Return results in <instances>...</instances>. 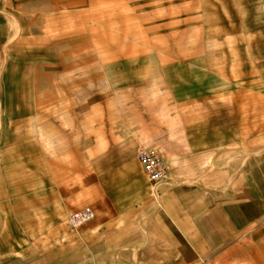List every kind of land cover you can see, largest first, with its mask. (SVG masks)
Wrapping results in <instances>:
<instances>
[{
  "label": "crops",
  "instance_id": "0c3cea01",
  "mask_svg": "<svg viewBox=\"0 0 264 264\" xmlns=\"http://www.w3.org/2000/svg\"><path fill=\"white\" fill-rule=\"evenodd\" d=\"M5 7L7 0L0 7V264H156L191 258L187 244L200 258L262 217L264 39L253 56V85L243 72L237 78L231 75L241 90L231 91V82H221L216 92H210L225 96L221 98L227 102L217 107L212 102L209 116L196 123L195 146L200 151L189 158L183 151L188 141L181 138L178 146L163 138L162 153L157 150L154 120L137 123L135 108H121V114L118 109L114 114L110 108L100 109L98 140L92 141L89 119L78 125L83 135L76 139L74 120L48 118L60 111L68 116L75 111L72 107L40 109L42 101L32 106L35 97L27 90L31 82L21 70L24 64L9 55L19 44L17 36L12 38ZM228 26L211 14L209 28L204 26L201 33L215 37L229 32ZM202 45L195 40L184 48L193 53L209 51L196 65L229 80L228 63ZM114 62L107 68L112 80L134 78L123 75V71L136 72L131 66L123 69L121 60ZM115 65L122 70L113 75ZM43 68L40 62L34 84L41 83ZM208 77L195 71L194 76L182 79L166 78L198 84L199 80L208 82ZM122 91L116 88L115 93ZM171 91L179 93L182 87L172 85ZM84 94L78 91V96ZM203 94L196 91L198 96ZM82 106L85 115L99 109ZM119 115L126 118L119 120ZM145 133L152 143L145 148L157 151L169 167L172 164L168 175L174 186L160 191L157 198L135 158L136 144ZM252 151L256 156H251ZM238 152L243 154L241 159ZM190 197H196L200 206L188 209ZM86 207L94 212V219L73 232L67 216ZM260 256L253 264H264Z\"/></svg>",
  "mask_w": 264,
  "mask_h": 264
},
{
  "label": "rangeland",
  "instance_id": "374dc122",
  "mask_svg": "<svg viewBox=\"0 0 264 264\" xmlns=\"http://www.w3.org/2000/svg\"><path fill=\"white\" fill-rule=\"evenodd\" d=\"M7 2L8 7H5L6 11L3 13L12 31V38L17 36L19 44V49L10 52L9 55L10 58L20 60L24 64L21 70L26 72L27 79L31 82L27 90L36 98L31 101L32 106L35 102L42 101L43 104L38 107L40 109L55 107L75 109L74 113L68 116L67 113L60 111L57 117L48 118H56L59 121H65L66 118L74 120L76 139H81L83 135L78 125L91 121V140H98L100 109L104 111L110 108L113 114L118 109L117 112L121 114V108H135L139 111L136 116L137 123H146L149 118L154 120L156 135L154 139L159 145L157 150L162 153L163 138L171 139L172 144L177 146L178 139L181 138L182 141H188L184 144L183 150L186 156L194 157L197 150L200 151V147L195 146L196 123L209 116L212 102L215 106L218 104L224 106L227 102L225 96L218 97L217 93L212 96L210 92H216L221 82L224 84L231 82L228 84L231 91L241 90L237 80H231V75L237 78L243 72L247 77L250 76L252 85L254 83L253 56L257 55L260 39H264V0H7ZM3 3L4 0H0V7ZM211 14L212 17L219 16L221 20L228 22L231 30L219 33L215 37L202 34L204 26L207 28L210 25ZM195 40L202 41V48L208 50L212 48L217 59L228 63L229 80L221 79L219 75L208 73L209 71L196 65L195 61L209 54V51L204 52L205 54L193 53L184 48L193 45ZM188 55L190 57L185 61ZM117 60L132 63L130 70L136 71L135 75H132L134 78L119 80L110 78L107 68L112 67ZM137 60L143 63L160 61V64L153 65L154 67L149 70L139 71L140 67L137 65H140L141 61L135 64ZM174 60H180L187 65V70H198L203 76L206 74L209 76L206 78L208 82L199 80L196 84L195 80L180 84L176 78L167 79L162 73L165 67L182 65ZM107 61L111 64H106ZM40 62L44 66L42 70L44 76L41 83L34 84L37 80L34 73L38 71ZM32 64H37V67ZM243 66L244 70H241ZM144 67L145 65L142 68ZM121 70L120 66L115 65L111 73L114 75ZM126 72L128 71H123V75ZM172 85H181L182 91L173 93ZM116 88L123 91L117 94ZM78 91L84 92V96H78ZM196 91L205 94L198 96ZM128 95L132 97L131 100L126 99ZM142 103L149 109L143 110ZM200 104H203V109ZM82 105L99 109L85 115L81 112ZM122 118L125 119L126 116L119 115V120ZM147 138L146 133L141 135L142 142L136 144L135 158L139 148L152 144ZM75 144L78 145V142ZM236 154L242 158V152ZM256 154L254 151L251 152V156ZM167 166L170 173L172 164L169 167L167 163ZM173 186L174 181L169 175L163 183L153 188L149 185L155 198L160 197V191ZM196 199L188 198V209L200 206ZM79 229L71 230L77 232ZM191 247L189 244L186 245L191 258L188 257L186 260L172 258L156 261V264H253L259 255L260 258L264 257V214L250 228L236 233L229 242L219 244L218 250L213 253H203L204 255L199 258Z\"/></svg>",
  "mask_w": 264,
  "mask_h": 264
},
{
  "label": "built area",
  "instance_id": "2783aa9c",
  "mask_svg": "<svg viewBox=\"0 0 264 264\" xmlns=\"http://www.w3.org/2000/svg\"><path fill=\"white\" fill-rule=\"evenodd\" d=\"M136 161L147 183L153 188L167 179L168 166L163 157L154 149L139 148ZM94 212L90 208L78 210L67 218V224L72 230H77L94 219Z\"/></svg>",
  "mask_w": 264,
  "mask_h": 264
},
{
  "label": "bare ground",
  "instance_id": "6f19581e",
  "mask_svg": "<svg viewBox=\"0 0 264 264\" xmlns=\"http://www.w3.org/2000/svg\"><path fill=\"white\" fill-rule=\"evenodd\" d=\"M139 61L141 60H137L135 62L138 63ZM123 63V69L125 68H129L131 66L132 63H127V62H124L122 61ZM145 67L142 68L144 65ZM138 67H140V70L139 71H146V70H149L151 67H154L153 64L150 62V61H146L143 63V61H141L140 65H137ZM146 69V70H145ZM195 71H198V70H187V68L184 67V65L181 67H175V66H169V67H165L164 70L162 71L163 75L165 77H171V78H174V77H179V78H184V77H190V76H194L195 75ZM125 72V71H124ZM125 75H135V73H129L126 72Z\"/></svg>",
  "mask_w": 264,
  "mask_h": 264
}]
</instances>
